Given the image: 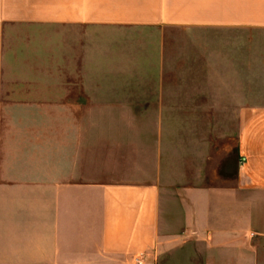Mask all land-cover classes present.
Masks as SVG:
<instances>
[{
	"label": "crops",
	"instance_id": "crops-1",
	"mask_svg": "<svg viewBox=\"0 0 264 264\" xmlns=\"http://www.w3.org/2000/svg\"><path fill=\"white\" fill-rule=\"evenodd\" d=\"M239 30L264 0H0V264H264V107L225 188L161 116L217 111L186 82L228 78L174 33Z\"/></svg>",
	"mask_w": 264,
	"mask_h": 264
},
{
	"label": "rangeland",
	"instance_id": "rangeland-1",
	"mask_svg": "<svg viewBox=\"0 0 264 264\" xmlns=\"http://www.w3.org/2000/svg\"><path fill=\"white\" fill-rule=\"evenodd\" d=\"M176 41L208 42L209 53H220L224 62L223 80L190 81L187 90L206 94L207 104H217V111L161 114L175 121L179 132L205 138L206 186L231 187L236 183L238 166L234 154L236 137L248 114L243 107H264V31H207L186 37L174 33ZM221 105L219 107L218 105ZM151 118L156 114H147ZM222 149V156H213ZM198 165V161L195 162Z\"/></svg>",
	"mask_w": 264,
	"mask_h": 264
}]
</instances>
